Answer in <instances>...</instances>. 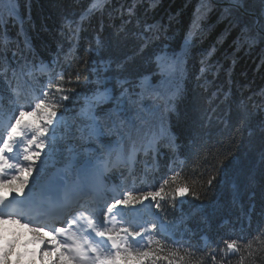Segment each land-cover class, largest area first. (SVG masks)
I'll return each mask as SVG.
<instances>
[{
  "label": "trees",
  "instance_id": "obj_1",
  "mask_svg": "<svg viewBox=\"0 0 264 264\" xmlns=\"http://www.w3.org/2000/svg\"><path fill=\"white\" fill-rule=\"evenodd\" d=\"M219 1L226 2L103 0L100 11L85 14L81 21L89 0H19L17 19L5 26L9 0H0V52L7 50L8 54L7 60L0 56V76L7 64L16 62H46L57 70L90 75L92 67L102 71V59L114 60L122 68L112 63L110 78L113 72L120 73L134 84L143 80L146 89L160 88L163 95L166 90L168 95L174 94L172 111L147 94L139 105H122L119 119L132 130L136 151L145 130L146 139L154 145L142 157L135 154L130 173L141 190L143 186H158L170 174L169 167L180 170L183 180L201 194V199L187 196L175 207L170 201H160L157 211L175 237L183 239L187 234L193 246H200V236L207 235L208 250L222 248L224 240L238 235L250 238L264 226V40L259 36L255 42L243 38L245 25L253 19L247 12L258 14L261 5L260 0H244V6L234 11L230 10L232 0L225 4ZM69 20L79 22L75 38L68 34ZM128 20L131 22L126 24ZM147 25L152 31L147 33L151 40L145 46L141 34ZM98 36L111 39L110 45L99 54L88 53ZM12 53H16L15 58ZM159 54L166 55L169 62L178 61V69L162 71L156 62ZM38 75L33 81L37 87L47 79V73L42 78ZM92 87L83 84L78 91L81 96L90 95ZM81 102H66L70 109L67 120L80 110ZM158 103V108L153 106ZM109 107L101 105L97 115L103 118ZM62 143L67 147L68 141ZM71 143L79 149L75 141ZM118 143L123 144L125 153L132 147L116 133L106 134L92 145L104 152L107 146ZM61 149L58 146V160ZM221 161L224 168L219 182L206 191V181L216 174ZM62 166L63 162L57 164ZM250 201L251 227L242 232L236 226L237 231L235 224L244 218ZM229 225L233 231H224ZM257 249L261 251L255 254V264H264V237L254 242ZM203 255L197 253V258ZM240 255L247 256H232L231 264H238ZM245 264H252V259L247 258Z\"/></svg>",
  "mask_w": 264,
  "mask_h": 264
},
{
  "label": "snow or ice",
  "instance_id": "obj_2",
  "mask_svg": "<svg viewBox=\"0 0 264 264\" xmlns=\"http://www.w3.org/2000/svg\"><path fill=\"white\" fill-rule=\"evenodd\" d=\"M102 3L103 0H89L81 21L85 14L91 16L100 11ZM260 5L259 13L253 14V19L245 25L243 38L250 42H255L257 36L264 40V0H260ZM243 6L244 0H232L230 10L239 11ZM18 7L19 0H9L5 26L10 20L15 22ZM128 13L131 16V8ZM68 24V34L75 38L79 22L69 20ZM151 31V25L143 28L141 39L145 46L151 40L147 35ZM110 43L111 39L106 41L98 36L87 51L99 54ZM0 56L7 60V50L0 52ZM156 62L162 71L178 69V61L169 62L166 55L156 56ZM100 63L102 71L92 67L90 75L27 62L10 63L3 68L0 76V96L4 97L0 99L3 105L0 108V264H158L161 260L167 264H231L232 256L240 253L247 256L240 255L238 264H245L247 258L255 264V254L261 250H254V242L264 237V226L250 238L238 235L224 240V247L208 250V246H193L190 241L168 235L162 222H138L133 213L147 206L145 201L154 202L159 209L160 201H170L175 207L187 196L201 199V194L183 180L180 170L169 167L170 174L158 186L142 190L117 187L107 199L86 179L106 167L104 157L89 150L104 135L116 133L126 138L135 154L133 132L119 119L122 105H139L147 94L154 102H162L167 111L173 110L174 94L165 96L158 89H146L143 80L134 84L120 73L113 72L110 78L111 64L116 63L117 68H122V64L103 59ZM37 72L47 73V79L38 87L33 83ZM93 75L95 79H91ZM83 84L93 86L89 89L90 95L81 96L78 89ZM136 88L140 91H135ZM77 100L82 101L80 110L69 121L65 118L69 103ZM105 104L110 107L101 118L96 110ZM64 141H68L66 148ZM58 146L64 149L59 152V160ZM148 148H151L150 142ZM100 151V147L95 149L96 153ZM61 162L63 166L57 167ZM261 162L264 163V154ZM223 168L221 161L216 174L207 179L206 191L219 182ZM69 191L74 193L71 198L66 195ZM5 225H18L31 234L30 238L25 239L24 232L19 230L12 231L9 237ZM197 253L204 255L197 258Z\"/></svg>",
  "mask_w": 264,
  "mask_h": 264
},
{
  "label": "rangeland",
  "instance_id": "obj_3",
  "mask_svg": "<svg viewBox=\"0 0 264 264\" xmlns=\"http://www.w3.org/2000/svg\"><path fill=\"white\" fill-rule=\"evenodd\" d=\"M225 1H227V0H225ZM200 2V1H199ZM221 1H219V3H220ZM232 2V1H231ZM221 3H226V2H221ZM193 29H195V26H193ZM159 55H161V54H159ZM179 66V65H178ZM160 92H161V89L160 88H157ZM167 92H168V90H166L165 92H164V95L165 96H168V94H167ZM159 104V106L161 105V103H158ZM158 104H156V105H153V106H155L156 108H158ZM153 106H151V108L149 109V110H152V107ZM128 179V181L130 182L131 180H129L130 178L129 177H125V176H122V180H123V182L122 183H125V181ZM146 203V202H145ZM4 227H6V228H8L9 229V232L7 233L8 235H9V237H11V232L13 231V228H14V226H12V225H5ZM25 239H26V236L24 237Z\"/></svg>",
  "mask_w": 264,
  "mask_h": 264
},
{
  "label": "water",
  "instance_id": "obj_4",
  "mask_svg": "<svg viewBox=\"0 0 264 264\" xmlns=\"http://www.w3.org/2000/svg\"><path fill=\"white\" fill-rule=\"evenodd\" d=\"M226 2H227V1H226ZM247 13L252 14V15H253V14H257V13H255V12H247Z\"/></svg>",
  "mask_w": 264,
  "mask_h": 264
}]
</instances>
